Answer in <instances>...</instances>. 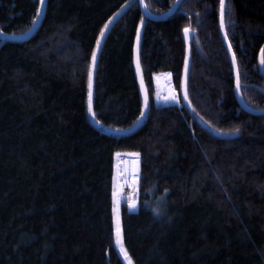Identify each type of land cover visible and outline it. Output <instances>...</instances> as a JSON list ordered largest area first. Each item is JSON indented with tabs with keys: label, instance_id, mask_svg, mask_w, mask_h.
<instances>
[{
	"label": "trees",
	"instance_id": "obj_1",
	"mask_svg": "<svg viewBox=\"0 0 264 264\" xmlns=\"http://www.w3.org/2000/svg\"><path fill=\"white\" fill-rule=\"evenodd\" d=\"M174 1L145 5L161 14ZM37 9L31 33L5 38L32 26ZM119 11L90 112L92 54ZM224 22L242 99L264 109V0H225ZM137 29L149 105L134 127ZM158 75L179 104L163 101ZM121 156L140 160L136 197L114 205ZM129 261L264 264V114L235 95L220 0H182L162 20L138 0H0V264Z\"/></svg>",
	"mask_w": 264,
	"mask_h": 264
},
{
	"label": "water",
	"instance_id": "obj_2",
	"mask_svg": "<svg viewBox=\"0 0 264 264\" xmlns=\"http://www.w3.org/2000/svg\"><path fill=\"white\" fill-rule=\"evenodd\" d=\"M181 1L182 0H175L174 3L172 4L171 8L168 11H166L164 13H161V14H154V13H151L150 11H148V9L146 8L145 0H138L140 8H141V11L144 13V15L146 17L154 19V20H162V19H165L168 16H170L177 9V7H178V5L180 4ZM224 10H225V8H224ZM121 11L117 12L107 22L108 27L104 30L103 36H101V34H100V36L98 38L100 40V44L97 45V47L95 49V53H96L95 62H93V60H92V67H91L92 74L94 72L95 65H96V62H97V58H98L99 52L101 50L103 41H104L106 35L108 34L110 28L114 24V22L120 17ZM222 19H223V26L221 25V10H220V29H221V34H222L225 46H226V48L228 50L229 56L231 58L232 66H233L235 95H236L238 101L240 102L241 106L246 111H248L250 113H253V114H264V109L251 108V107L247 106L245 104V102L243 101V99H242L241 92H240V82H239V75H238V70H237L236 59H235V64H234L233 63V57H235V56H234V54L232 52V49H231V46H230L229 41L227 39V35H226V31H225L224 14H223V18ZM190 36H191V32L188 31L187 35L185 34V40H186V43H187V47H186L187 68H188L189 54H190V50H189V46H188V42L190 40ZM140 37H141V29L139 30V40L136 37L135 45H134V68H135V73H136L137 81H138V84H139V88H140V91H141V94H142V97H143V108H142V113L143 114L141 115L139 121L135 124L134 127H136L138 125V123L141 120H143V118L145 117L146 110H147L148 105H149L148 95H147L145 83H144V80H143V77H142L141 67H140V64H139ZM263 57H264V46L262 47L261 52H260V62H262ZM138 65H139V67H138ZM187 68L185 66V70H187ZM132 159H133V173L135 175H138L139 174L140 160H139L138 157H133Z\"/></svg>",
	"mask_w": 264,
	"mask_h": 264
},
{
	"label": "rangeland",
	"instance_id": "obj_3",
	"mask_svg": "<svg viewBox=\"0 0 264 264\" xmlns=\"http://www.w3.org/2000/svg\"><path fill=\"white\" fill-rule=\"evenodd\" d=\"M40 16H41V10H40V14L35 19V22L23 34H8L5 36V38L17 39V38H21L22 36L28 35L29 33H31L34 30L35 26L38 24V22L40 20ZM156 78H157V84H158L159 88L162 89V91H160V92H163V95H162L163 101L164 102L170 101V102H174V103L179 104L180 101H179V99L175 93V90L169 84V82H167L162 75H158ZM160 92H158L156 94V97L160 96ZM172 95H175V97H176L175 100L169 98ZM121 157H123V156H121ZM119 158H118V160H119ZM129 158H133V157H129ZM118 160H117V164H118ZM117 164H116L115 190H117L120 193V196L118 197L119 200L126 202V203H130L136 197V192L134 190V182L137 178V175L134 176L133 182L130 184L129 187H128V183H125L126 187H123L122 184L120 183L119 178H118L119 173H118V169H117Z\"/></svg>",
	"mask_w": 264,
	"mask_h": 264
},
{
	"label": "snow or ice",
	"instance_id": "obj_4",
	"mask_svg": "<svg viewBox=\"0 0 264 264\" xmlns=\"http://www.w3.org/2000/svg\"><path fill=\"white\" fill-rule=\"evenodd\" d=\"M41 2V5L44 4V0H40ZM224 8H225V0H220V10H221V25L223 26V14H224ZM40 14V9H37V16ZM35 22V19L33 20V23ZM108 27V25L106 24L104 29H101V36H103L104 34V30ZM188 29H185V34L187 35L188 33ZM137 39L139 40V29H137ZM100 44V40L98 39L97 40V45ZM93 62H95V58H96V53L93 52ZM233 63L235 64V57H233ZM262 63H264V60H262ZM139 67V65H138ZM186 68H187V59H186ZM92 70L90 68L89 70V111L91 112L92 111V106H91V96H92ZM170 99H173L175 100L176 97L175 95H172L169 97ZM185 99H187V94L185 93ZM143 114V113H142ZM119 155V154H117ZM134 155H139V154H134ZM167 191V190H165ZM120 196V193L114 189L113 191V201H114V205L117 203L118 201V197ZM131 199V198H130ZM130 208H135L136 205L135 203L133 202L132 204L129 205ZM114 211H115V207H114ZM153 212L156 214V215H159V209H153ZM119 235H120V229H119V223L117 222V237H118V240H119ZM129 264H131V261H129Z\"/></svg>",
	"mask_w": 264,
	"mask_h": 264
},
{
	"label": "bare ground",
	"instance_id": "obj_5",
	"mask_svg": "<svg viewBox=\"0 0 264 264\" xmlns=\"http://www.w3.org/2000/svg\"><path fill=\"white\" fill-rule=\"evenodd\" d=\"M119 180L123 187L128 183V187L133 182L135 174L133 173V159L129 157H120L117 164ZM133 195V194H132Z\"/></svg>",
	"mask_w": 264,
	"mask_h": 264
}]
</instances>
